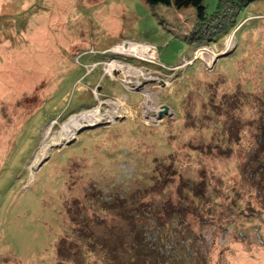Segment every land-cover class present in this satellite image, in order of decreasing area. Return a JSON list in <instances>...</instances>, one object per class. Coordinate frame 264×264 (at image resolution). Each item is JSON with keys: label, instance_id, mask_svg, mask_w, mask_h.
I'll use <instances>...</instances> for the list:
<instances>
[{"label": "rangeland", "instance_id": "rangeland-1", "mask_svg": "<svg viewBox=\"0 0 264 264\" xmlns=\"http://www.w3.org/2000/svg\"><path fill=\"white\" fill-rule=\"evenodd\" d=\"M195 18L0 0V264H264V0Z\"/></svg>", "mask_w": 264, "mask_h": 264}, {"label": "trees", "instance_id": "trees-1", "mask_svg": "<svg viewBox=\"0 0 264 264\" xmlns=\"http://www.w3.org/2000/svg\"><path fill=\"white\" fill-rule=\"evenodd\" d=\"M146 1L152 6L162 4L173 6L178 10L193 7L196 15L192 29L194 35L193 38H202L205 37L207 33H214L217 30L221 31V33L227 32L237 20V15L240 10L256 0H218L217 7L212 13L208 12V6L205 3V0Z\"/></svg>", "mask_w": 264, "mask_h": 264}, {"label": "bare ground", "instance_id": "bare-ground-1", "mask_svg": "<svg viewBox=\"0 0 264 264\" xmlns=\"http://www.w3.org/2000/svg\"><path fill=\"white\" fill-rule=\"evenodd\" d=\"M132 48L131 49H135L136 51H141V53H144V54H146V53H148L149 51H150V49H138V47L136 46V45H130ZM116 66L114 65V63L113 64H111L110 65V68L112 69V68H115ZM129 76H131L132 77V75L130 74ZM133 78V77H132Z\"/></svg>", "mask_w": 264, "mask_h": 264}]
</instances>
